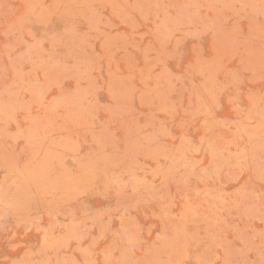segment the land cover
I'll use <instances>...</instances> for the list:
<instances>
[{"label": "rangeland", "instance_id": "1", "mask_svg": "<svg viewBox=\"0 0 264 264\" xmlns=\"http://www.w3.org/2000/svg\"><path fill=\"white\" fill-rule=\"evenodd\" d=\"M75 2L96 11L61 6L41 17L28 0L0 7V264L29 254L105 264L108 252L138 264H264V181L258 158L237 168L249 151L234 127L237 88L215 102L205 91L238 74L247 113L248 96L264 91L248 70L264 52V15L202 10L205 24L162 49L154 11L146 18L114 7L127 8L125 0ZM136 2L155 0H128ZM165 71L172 85L160 78ZM197 95L210 117L200 115ZM185 139L195 171L156 175ZM84 180V193L50 194Z\"/></svg>", "mask_w": 264, "mask_h": 264}, {"label": "clouds", "instance_id": "2", "mask_svg": "<svg viewBox=\"0 0 264 264\" xmlns=\"http://www.w3.org/2000/svg\"><path fill=\"white\" fill-rule=\"evenodd\" d=\"M3 0H0V7H2ZM94 3L80 4L76 3L75 0H55L54 6L48 8L44 6V0H28V9L27 11L33 15L44 16L51 15L61 10L65 13L72 12L73 10H79L82 7L87 8L90 11H96L92 7ZM128 7H122L121 5H114V7H119L122 12H129L131 10H140L144 13L147 18L148 15L152 14L153 11L157 16V19H161V23L157 25V32L161 35V47L163 49L164 44L172 38H177V35L181 36L187 35L189 30L194 27H198L204 23V17L201 16V11L203 10L205 15L207 13H212L215 16L224 15L225 12H231L234 15L239 16L241 12H245L248 9H251L254 13L259 15H264V0H205L203 3H180L174 4L168 2V0H155V2L147 3H128V0H125ZM149 5L148 9H144L143 5ZM176 7V14L171 15V9ZM209 22L213 19L208 18ZM264 33V29H262ZM162 53H158L159 56ZM160 63H163V60H159ZM248 70L252 72L253 80L251 83L259 84L261 88H264V52H262L259 57L254 62H249ZM161 79H164L169 85L173 84V77L169 73L162 72L160 75ZM179 79V78H176ZM243 83L242 78L236 74L234 79H231L229 83H226L223 87L216 86L215 82H212L210 88L206 89L207 95L215 102L218 101V97L223 93L224 89L231 86L237 88V98H236V107L233 109L239 117L236 121L234 127L236 128V136L242 138L247 136L249 140V151L242 153L237 160V168L240 172L248 170L245 167L248 163L249 158L253 161L259 160L258 165L256 166V175L261 180L264 181V91H261L260 88L257 89V94H252L248 96L249 103L251 107L247 113H242L239 104V86ZM197 101L200 104V115L205 117H210L212 115L211 107L207 102L203 101L199 95H197ZM195 115V114H194ZM188 141L185 139L184 142L176 149L174 153L170 155L172 167L167 170H160L156 175H164L165 177L172 175L174 172H178L181 167L188 169L191 168L192 171H195V166L192 165V162L188 159L187 154L193 149L189 148ZM199 151V149H195ZM257 153L259 156L257 157ZM205 181H210L213 179L212 175L204 170ZM90 181L84 180L83 182L75 185L72 188H65L63 190L53 187L50 191V194L54 197L60 193L63 197H68L73 193H84L89 189ZM147 187V181L145 183ZM2 191V188H0ZM3 201L0 200V204ZM262 206H264V200H262ZM75 235V233H73ZM47 239V238H46ZM52 247L56 246V241H52ZM86 255L91 256V253L85 250ZM17 264H50L48 261L40 262L33 261L31 255ZM63 264H75L74 261L65 259ZM86 264H96L95 260L86 261ZM105 264H138L137 261L130 260L128 258L113 259L112 253L108 252L105 257ZM157 264H164V262H157Z\"/></svg>", "mask_w": 264, "mask_h": 264}]
</instances>
